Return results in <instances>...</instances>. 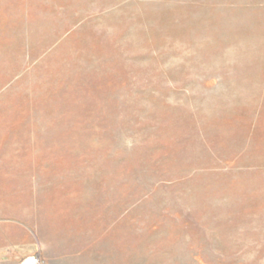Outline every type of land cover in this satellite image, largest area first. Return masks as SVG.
I'll return each mask as SVG.
<instances>
[{
	"label": "rangeland",
	"instance_id": "obj_1",
	"mask_svg": "<svg viewBox=\"0 0 264 264\" xmlns=\"http://www.w3.org/2000/svg\"><path fill=\"white\" fill-rule=\"evenodd\" d=\"M0 264H264V0H0Z\"/></svg>",
	"mask_w": 264,
	"mask_h": 264
},
{
	"label": "built area",
	"instance_id": "obj_2",
	"mask_svg": "<svg viewBox=\"0 0 264 264\" xmlns=\"http://www.w3.org/2000/svg\"><path fill=\"white\" fill-rule=\"evenodd\" d=\"M28 264H41V261L38 258H33Z\"/></svg>",
	"mask_w": 264,
	"mask_h": 264
},
{
	"label": "crops",
	"instance_id": "obj_3",
	"mask_svg": "<svg viewBox=\"0 0 264 264\" xmlns=\"http://www.w3.org/2000/svg\"><path fill=\"white\" fill-rule=\"evenodd\" d=\"M1 241H2V239H1V237H0V243H1Z\"/></svg>",
	"mask_w": 264,
	"mask_h": 264
}]
</instances>
